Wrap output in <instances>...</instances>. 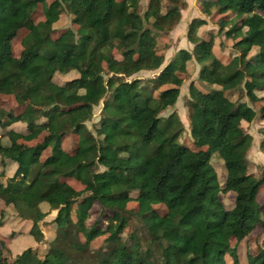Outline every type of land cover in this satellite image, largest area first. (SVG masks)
<instances>
[{"label":"trees","instance_id":"obj_1","mask_svg":"<svg viewBox=\"0 0 264 264\" xmlns=\"http://www.w3.org/2000/svg\"><path fill=\"white\" fill-rule=\"evenodd\" d=\"M198 5L203 14L219 16V31L235 54L229 62L215 56L213 37H199L206 21L195 18L186 34L191 51H178L162 67L157 36L179 24L186 0H0V96L24 107L18 115L0 107V226L10 215L31 222L28 248L10 258L0 244V264H226V257L241 264L240 243L257 225L264 229L257 202L264 184V97L256 94L264 92V0ZM39 6L43 20L35 24ZM64 12L76 29L54 39L53 25ZM23 29L15 58L12 42ZM192 61L208 89L188 86L189 148L178 117L156 114L176 104ZM141 71H159L150 87L127 81ZM235 89L248 104L224 95ZM101 100L90 130L86 123ZM255 119L263 123L259 178L248 170L253 139L242 126ZM70 135L77 141L66 151ZM213 153L226 170L223 188ZM66 179L78 182L82 193ZM229 192L234 204L225 210L219 195ZM130 202L136 210L127 208ZM95 203L104 227L86 224ZM43 204L56 211L47 243L39 229ZM101 236L116 241L105 252L92 251ZM40 243L47 248L38 254L31 246ZM246 259L264 264V248H247Z\"/></svg>","mask_w":264,"mask_h":264},{"label":"rangeland","instance_id":"obj_2","mask_svg":"<svg viewBox=\"0 0 264 264\" xmlns=\"http://www.w3.org/2000/svg\"><path fill=\"white\" fill-rule=\"evenodd\" d=\"M51 0H48V3ZM187 7L181 12V20L179 24L169 33L164 35L157 36V51L159 54L163 55L164 62L162 67H164L168 62L174 57V55L180 50L191 51L192 44H190L186 39L187 34V26L188 24L195 18L204 19L206 24L199 28L198 35L202 39L209 40L213 37L214 46L213 51L215 56L222 61L223 63L229 62V60L235 55L232 49V41L228 40L224 37L223 32L219 31V27L217 25V19L219 16L216 15H206L201 12V7L198 5L199 0H186ZM43 20L42 7L39 6L38 9L33 14L34 23H38ZM73 28L76 29V26L71 23V16L64 12L61 14L57 23L53 25L54 33L52 37L54 39L58 38L66 29ZM27 34L25 29L20 30L17 36L14 38L12 42V54L15 58L20 56L21 52V40ZM256 53L255 50L250 52V56H253ZM200 67L195 62H190L187 66V73L182 75V85L179 88V97L177 99L176 104L168 109H163L157 111V116L159 117H167L171 113H174L180 122L183 125L184 133L181 137V142L186 147L192 148L191 141L189 137V128H188V112L185 105V101L187 99L188 86L190 83H193L199 89L206 91L208 87L204 84H201L197 80V74ZM159 71H141L139 73L134 74L127 81H131L133 79H140L143 83H145L148 87L151 86V83L148 82L151 79H154ZM65 79V78H63ZM62 79V80H63ZM258 97H264V92H257ZM224 95L234 102H242L248 104L247 98L244 96V93L240 89H235L233 91L225 92ZM102 101L100 102L98 107L94 108L93 111V119L90 123H86V127L91 130L92 123L98 121L99 113L102 107ZM0 107L10 111L14 115H18L23 112L24 107L18 106L12 96L1 95L0 96ZM244 130L252 136V144L249 148H246V161L248 165L249 173L254 175L256 178L260 177L261 171L263 169V154L259 151V143L261 141L260 130L263 127V123L258 120H254L252 123L242 124ZM18 131H23L20 126H13ZM77 141V137L70 135L64 138L63 140V149L66 151H70L73 147H75ZM48 152L45 151L43 155L45 156ZM211 164L216 172L218 182L220 187L223 188L226 180V170L224 168L223 161L219 159L215 153L211 156ZM2 167L0 165V173ZM97 171L102 170L101 167L96 168ZM67 184L72 186L75 191L82 193L83 187L73 179L64 180ZM88 194H81V197H85ZM220 201L222 202L225 210L232 208L234 204V193H220L219 195ZM257 202L264 209V184L260 186L259 191L257 193ZM3 207V203L0 201V208ZM42 211L45 214V217L41 222H39V229L43 235L44 243L51 241L55 235V231L51 226V222L56 215V211H52L48 208L46 204L41 206ZM129 209L136 210L137 205L134 202H130L127 206ZM155 209L158 213L164 214L165 208L163 206H155ZM95 223H98L100 227H104L106 224L105 218L103 216V212H101L98 204H94L89 219L86 221L87 226H91ZM31 227V222L24 221L19 219L13 215H10L5 220V223L0 226V244L6 246L10 249V258H13L14 255L21 253L22 251L28 248V232ZM115 239L108 242L105 240V236L98 237L91 244V250L94 252H105L109 250L115 243ZM34 246V245H33ZM32 247L33 250L37 251L38 254L43 253L47 245L40 243L38 246L35 245ZM250 247H260L264 248V229H262L259 225L254 229V231L250 234L247 241H243L240 243L239 247V260L241 264H247L246 259V249ZM255 250V249H253ZM10 262V261H5ZM226 264H231L228 257L225 258Z\"/></svg>","mask_w":264,"mask_h":264}]
</instances>
